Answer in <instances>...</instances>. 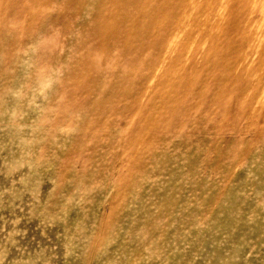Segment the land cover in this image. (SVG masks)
Listing matches in <instances>:
<instances>
[{
	"label": "rangeland",
	"instance_id": "rangeland-1",
	"mask_svg": "<svg viewBox=\"0 0 264 264\" xmlns=\"http://www.w3.org/2000/svg\"><path fill=\"white\" fill-rule=\"evenodd\" d=\"M0 264H264V0H0Z\"/></svg>",
	"mask_w": 264,
	"mask_h": 264
}]
</instances>
